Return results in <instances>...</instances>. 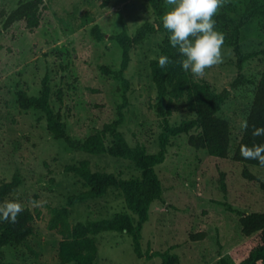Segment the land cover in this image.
Returning a JSON list of instances; mask_svg holds the SVG:
<instances>
[{
	"label": "rangeland",
	"instance_id": "rangeland-1",
	"mask_svg": "<svg viewBox=\"0 0 264 264\" xmlns=\"http://www.w3.org/2000/svg\"><path fill=\"white\" fill-rule=\"evenodd\" d=\"M19 1L0 0V29L2 12L10 11ZM247 1L227 0L214 17L216 29L230 33L231 19L241 16ZM45 2L37 27L30 30L24 20H19L0 32V182L20 173L22 183L4 200L14 199L36 214L34 233L25 243L9 244L0 250L1 261L8 264H60L57 250L61 235L52 227V208L64 205L68 195L84 188L79 176L64 170L65 164L88 159L94 170L125 177L140 175L130 159L74 149L55 138L47 129L44 112L21 108L16 92L38 94L41 80L48 74L50 103L66 121L69 133L80 138L99 130L117 117L123 92L120 81L100 68L103 64L111 68L120 65L121 47L109 35L120 31L121 19L131 34L145 20L152 21V5L148 0H108L105 5L104 0ZM163 2L167 7L166 0ZM259 2L264 5V0ZM228 4L236 10L227 9ZM95 22L106 33L99 41L90 35ZM163 38L164 32L156 30L135 44L125 71L130 88L119 128L131 145L144 144L148 152L158 150L161 130L160 117L152 107L157 89L150 60L161 55ZM241 44L245 51L264 49V17L256 16L242 28ZM222 55L223 62L206 69L204 78L218 91L224 87L230 90L218 112L230 122L229 155L217 157L206 149L194 148L183 132L171 137L164 161L156 165L163 195L162 200L151 203L149 218L141 231V249L145 252L170 247L171 264H220L221 256L238 261L235 249L247 236L242 233L239 214L227 209L222 201L244 212L264 211V190L259 181L242 174L246 166L264 181V167L244 164L232 157L255 85L242 83L232 87L238 70L233 50L225 43ZM263 61L264 55L250 58L242 72L257 80ZM185 100L181 96L173 101L172 124L193 115ZM222 174L226 193L221 188ZM31 200L46 203L33 208ZM118 211L130 212L121 190L110 187L101 197L73 204L69 221L108 217ZM199 231L206 232L202 239L190 237ZM94 237L98 244L94 264H161L160 256H137L126 231H102Z\"/></svg>",
	"mask_w": 264,
	"mask_h": 264
},
{
	"label": "trees",
	"instance_id": "trees-1",
	"mask_svg": "<svg viewBox=\"0 0 264 264\" xmlns=\"http://www.w3.org/2000/svg\"><path fill=\"white\" fill-rule=\"evenodd\" d=\"M46 0H20L17 5L8 12H2L4 20L2 28H9L14 22L24 20L28 29L32 30L40 23L41 11L46 5ZM108 0H104V4ZM154 11L152 21L145 20L138 26L133 34L129 33L124 21L121 19L120 31L110 34L109 37L117 41L121 47V61L118 68L101 65L102 72L112 75L122 85V101L117 105V117L105 122L102 127L85 137H74L68 131V126L61 114L56 112L50 103L49 75L45 74L41 80V89L38 94H27L24 90L16 92V98L21 108H37L44 112L48 131L58 139L78 150L99 154L107 153L112 156H120L130 159L140 170L139 176H122L107 170H94L88 159H81L76 163L64 165L65 171L73 172L82 179L84 188L77 193L67 196L64 205L52 208V227L61 235L57 255L60 264L74 262L75 264H94L98 254V244L94 237L102 231H126L132 240L133 250L137 256L161 257V264H171L170 247L164 250L141 249V231L144 222L149 218L150 206L154 200H162L163 187L156 170V165L164 161L167 147L172 136L187 133V142L194 148L206 149L211 155L227 157L231 145V126L227 118L218 114L223 103L228 98L230 90L224 87L218 91L205 78L195 79L191 72H185L178 63L182 57L178 50L173 48L168 39V32L163 28L162 13L166 10L163 0H148ZM227 9L236 10L228 4ZM256 16L264 17V5L259 0H248L241 16L231 19L233 25L230 33H225L224 43L233 50L237 76L231 82L232 87L242 83L255 85L251 105L249 107L246 122L249 127L243 129L237 142L233 159L244 164L259 165L256 160H245L239 154V146L245 144L264 143V137H252L253 126L264 127V61L259 78L254 80L246 77L242 72L246 62L253 57L264 55V49L257 51H245L242 48V28L251 22ZM159 30L164 32L161 42V55L169 57L170 63L161 68L157 59L150 60L152 80L157 89L155 101L152 107L160 117L161 130L158 134V150L148 152L144 144L131 145L119 125L124 118L123 109L128 105L127 91L130 81L125 71L131 60V50L137 43L142 42L149 34ZM90 35L99 41L105 36L99 23L95 22L90 28ZM185 96L186 107L193 113L192 116L183 119L177 124H172L170 117L173 112V101ZM196 129L197 131H191ZM242 174L248 179L259 181L264 190V181L251 172L246 166ZM20 173L15 172L9 180L0 182V201L4 200L22 183ZM110 187L119 188L124 197L128 211H118L111 216L70 223L69 214L73 204L91 198L103 196ZM221 188L226 193L224 176H221ZM227 209L239 214V222L242 233L247 236L244 243L235 251L240 257L238 261H230L225 256L220 257V264H264V211L244 212L233 208L227 201H222ZM136 215V218L132 215ZM36 214L24 206V211L18 216L17 222L11 224L0 222V250L9 244H23L27 237L34 233L33 221ZM205 231L193 232L192 239H202ZM0 264H8L0 259Z\"/></svg>",
	"mask_w": 264,
	"mask_h": 264
},
{
	"label": "clouds",
	"instance_id": "clouds-1",
	"mask_svg": "<svg viewBox=\"0 0 264 264\" xmlns=\"http://www.w3.org/2000/svg\"><path fill=\"white\" fill-rule=\"evenodd\" d=\"M227 0H166V10L162 13L163 28L173 48L182 57L178 61L185 72L196 78H204L206 69L223 62L222 47L224 35L215 27V15ZM158 60L162 69L169 63V57L160 55ZM241 127L247 130L246 121ZM252 137H264V127L253 126ZM239 154L245 160H256L264 167V143L248 146L241 144ZM46 201L31 200L33 208H40ZM24 206L14 199L0 202V222L15 224Z\"/></svg>",
	"mask_w": 264,
	"mask_h": 264
},
{
	"label": "water",
	"instance_id": "water-1",
	"mask_svg": "<svg viewBox=\"0 0 264 264\" xmlns=\"http://www.w3.org/2000/svg\"><path fill=\"white\" fill-rule=\"evenodd\" d=\"M105 35H106V33H105Z\"/></svg>",
	"mask_w": 264,
	"mask_h": 264
}]
</instances>
